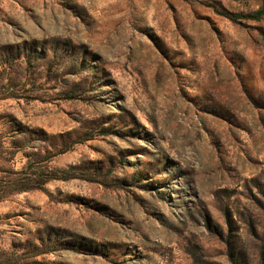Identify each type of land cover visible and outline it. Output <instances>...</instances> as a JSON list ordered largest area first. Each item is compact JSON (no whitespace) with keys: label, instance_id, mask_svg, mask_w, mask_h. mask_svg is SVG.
I'll list each match as a JSON object with an SVG mask.
<instances>
[{"label":"rangeland","instance_id":"374dc122","mask_svg":"<svg viewBox=\"0 0 264 264\" xmlns=\"http://www.w3.org/2000/svg\"><path fill=\"white\" fill-rule=\"evenodd\" d=\"M263 2L0 0L3 264H264Z\"/></svg>","mask_w":264,"mask_h":264},{"label":"trees","instance_id":"16d2710c","mask_svg":"<svg viewBox=\"0 0 264 264\" xmlns=\"http://www.w3.org/2000/svg\"><path fill=\"white\" fill-rule=\"evenodd\" d=\"M215 10L233 21H237L239 17H249L252 19H259L264 16V2L253 12L248 14H239L226 9ZM19 125V123H17ZM90 137L80 138L84 141ZM30 142L26 141L25 138L20 140L14 138L11 142L12 149L10 151L11 159L14 158L16 153L20 150L25 151L27 147L32 148L33 145H29ZM2 144V139L0 138V145ZM68 148H64L60 152L65 151ZM38 152H23L24 156L27 158L26 162L20 167L15 168L14 166L5 168L0 160V173L6 172V179L0 177V200L6 195L28 191L32 189H45V184L52 179H66L73 177L72 174H67L68 169L57 168L50 165V161L55 154H50L45 146H40ZM41 152L43 154H41ZM35 155L36 157H32ZM41 155V156H40ZM42 157V158H41ZM1 159V157H0ZM0 264H3L0 259ZM4 264H25L21 262L20 256L12 252L11 256L6 257Z\"/></svg>","mask_w":264,"mask_h":264}]
</instances>
